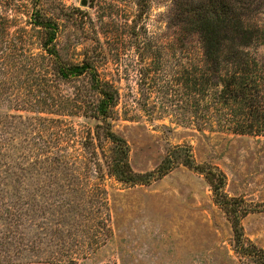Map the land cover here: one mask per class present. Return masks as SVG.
Listing matches in <instances>:
<instances>
[{
	"label": "rangeland",
	"instance_id": "obj_1",
	"mask_svg": "<svg viewBox=\"0 0 264 264\" xmlns=\"http://www.w3.org/2000/svg\"><path fill=\"white\" fill-rule=\"evenodd\" d=\"M181 1L0 0V264H245L202 174L180 164L150 185L127 186L105 166L95 172L89 150L78 159L81 178L72 164L57 163V155L84 150L76 136L58 138L57 120L80 136L99 120L69 107L57 114L62 100L79 90L86 94L90 81L87 75L63 80L54 70L44 45L52 31L34 23L39 12L55 28L50 46L61 61L90 60L120 90L111 121L130 146L135 171H151L170 148L188 146L198 163L226 173L228 194L264 204V136L199 128L190 102L175 98L182 90L177 73L202 66L205 56L200 34L178 14ZM253 8L264 26V6ZM249 50L264 62L263 43ZM143 72L150 77L142 83ZM103 174L109 200L103 217L111 234L106 238L103 228L106 240L96 244L94 232L82 231L86 207L76 201ZM243 225L264 247V211L250 213Z\"/></svg>",
	"mask_w": 264,
	"mask_h": 264
},
{
	"label": "trees",
	"instance_id": "obj_2",
	"mask_svg": "<svg viewBox=\"0 0 264 264\" xmlns=\"http://www.w3.org/2000/svg\"><path fill=\"white\" fill-rule=\"evenodd\" d=\"M255 3L259 7L264 6L262 1L255 0H182L179 5L177 3L181 20L190 25V31L200 34L204 47L202 66H184L174 78L177 84L182 86V90H175V98L178 97L185 103L190 102L189 112L192 113L193 122L194 119L201 122L199 128L209 127L235 134L264 136V62L259 61L258 56H253L249 50L256 42L264 44V26L255 20L257 18L253 12ZM33 15L36 25L46 31H52L49 32L44 45L53 55L54 70L58 69L61 79L89 76L88 92L85 94L79 90L73 97H66L62 100L63 103L59 104L62 105L63 113L57 114H64L69 107L99 120L94 130H84V135L81 136L77 130L68 128L63 119L57 120L58 138L65 137L67 132L80 138L79 143L84 147L76 156L57 155V163L66 166L72 164L81 178L79 167L82 162L79 164L78 159L81 155L85 158L84 152L89 150L91 158L93 156L95 159V172L103 171L105 166L109 176L127 186L150 185L183 164L202 174L210 185L213 201L223 209L231 222L235 251L241 259H247L244 263L264 264V247L246 235L243 225V219L247 215L264 211V204L253 206L243 197L228 194L226 173L218 166L198 163L188 146L176 145L170 148L162 161L151 171H135L130 162V146L127 140L113 129L111 121L117 112L121 98L120 90L109 80L103 79L90 60L72 64L61 61L55 48L50 46L55 38L54 26L44 22L40 12ZM14 59L18 60L17 57ZM18 63L25 68L24 62ZM150 71L148 68L147 72ZM144 75L146 78L141 79L142 83L147 80L149 73L143 72ZM211 75L217 76V81L210 82ZM170 95L173 97V94ZM11 101L14 102L13 99ZM175 105L178 106L176 101ZM194 125L198 126L196 123ZM2 154L8 156L6 152ZM85 165L89 167L87 163ZM106 175L97 176L96 179L99 180L91 182L81 200L76 201L80 209L84 210L86 207L82 216L86 218L87 225L82 231L87 235L94 232L92 235L96 244L106 240L101 237L103 228L107 227V233L104 234L106 238L111 234L108 222L103 217L109 208ZM72 179L75 180V172ZM80 189L78 185L73 188L76 192ZM85 196L87 199L82 200ZM86 211L93 214L91 220ZM74 226L82 227L78 223Z\"/></svg>",
	"mask_w": 264,
	"mask_h": 264
},
{
	"label": "water",
	"instance_id": "obj_3",
	"mask_svg": "<svg viewBox=\"0 0 264 264\" xmlns=\"http://www.w3.org/2000/svg\"><path fill=\"white\" fill-rule=\"evenodd\" d=\"M87 2H86V0H83V4H86Z\"/></svg>",
	"mask_w": 264,
	"mask_h": 264
}]
</instances>
